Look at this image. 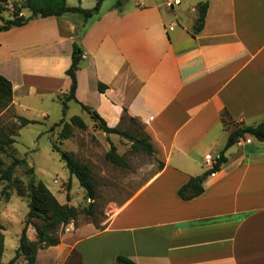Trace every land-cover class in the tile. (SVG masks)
Listing matches in <instances>:
<instances>
[{
	"label": "crops",
	"instance_id": "crops-1",
	"mask_svg": "<svg viewBox=\"0 0 264 264\" xmlns=\"http://www.w3.org/2000/svg\"><path fill=\"white\" fill-rule=\"evenodd\" d=\"M21 1L2 4L0 25L3 11L12 14L9 6ZM74 1L66 3L88 8ZM158 1L105 12L104 1L87 21L66 13L0 31V74L12 84L16 117L49 118L30 101L68 90L77 41L74 102L111 128L137 122L155 149L156 170L100 229L72 224L59 244L39 250L36 264L43 252L48 264H65L72 252L81 264H116L117 256L135 264H264V142L240 138L202 194L187 201L177 194L210 169L205 159L218 156L233 129L264 117V0H181L171 9ZM200 3L207 10L194 34Z\"/></svg>",
	"mask_w": 264,
	"mask_h": 264
},
{
	"label": "rangeland",
	"instance_id": "rangeland-1",
	"mask_svg": "<svg viewBox=\"0 0 264 264\" xmlns=\"http://www.w3.org/2000/svg\"><path fill=\"white\" fill-rule=\"evenodd\" d=\"M14 1L18 0H10L11 3ZM117 1L123 3V8H128L135 2H141V0H105L103 11H108L111 7L114 8ZM69 2L75 1L69 0ZM92 2L93 0L84 2L87 9L92 8L94 5ZM161 2L164 4V0ZM24 12L27 13L25 10ZM2 14L4 19L14 17L6 10ZM66 93L67 91L58 92L55 95L48 93L42 98L34 97L30 101L31 106L36 111L46 110L49 118L42 119L35 111L36 113L31 116L37 118L38 121L22 128H18L20 120L10 107L11 104L0 110V133L10 135L15 140L10 147H5V152L0 151V159L4 163V168L10 165L13 156L25 159L26 164L18 166L13 177L20 179L24 186H27L33 176L36 181H42L47 186L59 203L67 204L78 210L77 218L63 228V233H66V229L72 224L75 227L81 226L86 232L88 224L92 223V220L102 227L101 225L107 221L113 210L149 178L156 170L151 166L155 156L131 152V143L127 138L121 139L116 134L102 132L74 100L67 102V111L63 120L69 122L72 116H79L86 127L80 129L72 125L69 138L60 137L63 124L56 123L54 120L62 114L61 100ZM119 128L133 134L142 133L140 124L131 122L127 118ZM111 145L115 146L116 152L123 157L128 167H119L106 160L105 155ZM53 146L74 154L78 160L92 168L97 191L93 216L84 213L90 201L86 199L85 192L80 187L77 178L69 174L59 154L53 151ZM30 169L33 174L29 172ZM27 200L26 195L19 196L9 183L0 181V225L3 227V229L0 228V233L4 236V252L1 259L3 263H8L15 255L28 212ZM33 222L39 223L37 220ZM63 233L59 231V237ZM26 235L30 239L35 238L31 225L27 227ZM44 253L40 254V258L38 256V264H48L49 260ZM76 261L77 257H73L67 259L65 264H75ZM14 264H25V262L20 257Z\"/></svg>",
	"mask_w": 264,
	"mask_h": 264
},
{
	"label": "trees",
	"instance_id": "trees-1",
	"mask_svg": "<svg viewBox=\"0 0 264 264\" xmlns=\"http://www.w3.org/2000/svg\"><path fill=\"white\" fill-rule=\"evenodd\" d=\"M105 0H96L95 5L91 9H84L80 6L70 7L67 5L66 0H22L21 5H14L13 18L4 20L0 25V31L9 30L12 27H20L26 24L29 20L40 17L46 18L50 16H61L66 13L80 14L85 21L96 15L102 3ZM6 0H0V7ZM122 3L116 2L119 6ZM26 10L29 13L27 17H17L19 10ZM207 10V3H200L197 5V20L194 25L193 33L199 32L204 23ZM82 61V50L77 41L73 42L71 53V64L66 70L65 74L70 80V86L65 94V97L61 100L62 103V116L64 117L67 111V102L75 99L76 90V73L80 68ZM104 85H99V91H103ZM12 102V84L4 76L0 74V110L5 109ZM77 102V101H76ZM81 109L85 111L96 124V126L106 134H116L121 139L127 138L130 143V151L134 153H144L147 155H153L155 149L150 141L149 136L146 134H133L128 131H123L119 127H108L106 122L99 116V114L91 108L80 104ZM20 127L36 123V121L20 118ZM223 123L228 122V118L222 116ZM59 124H63L60 131V137L67 139L70 136V127L72 125L83 129L86 127L84 121L79 116H72L69 122H65L63 118L59 121ZM246 136L252 137L257 141L264 142V117L263 119L254 125H244L233 129L226 140V143L218 156L214 160V164L210 169L205 171L199 176H193L182 185L177 194L180 199L187 201L191 200L203 192V182L212 173L220 170V167L226 162L224 156L225 151L232 145L236 144L240 138ZM15 142L14 138L5 133H0V151L5 152V147H10ZM53 151L57 152L60 159L65 163L66 168L71 176H75L79 182L80 187L85 192V197L88 199V208L84 211L85 214L93 216L94 201L96 199L97 191L96 184L92 175V168L78 160L74 154L64 151L56 146H53ZM106 160L119 167H128L127 162L121 155L116 152L114 145L110 146V149L105 155ZM26 160L20 159L15 156L12 157V162L7 168H4V163L0 159V181H4L13 186L19 196H27L28 212L26 215L24 227L19 237L18 246L15 250V255L8 263L1 261L2 254L4 252V236L0 233V264H14L20 257L24 260L25 264H36V255L39 250H43L52 246H56L60 242L58 232L63 233V228L66 227L71 221H74L78 216V210L75 207L67 204H61L56 197L51 193L47 186L42 181H36L33 176L27 186H24L22 181L13 177V173L18 166L25 165ZM160 163L159 167H162ZM33 174L32 169L29 170ZM37 220L39 223H34ZM92 224L100 229L95 220H92ZM31 225L34 230V239L28 238L26 235L27 227ZM0 228L3 227L0 225ZM77 257L76 252H72L68 259ZM75 264H81L79 258ZM116 264H135L129 258L125 256H117Z\"/></svg>",
	"mask_w": 264,
	"mask_h": 264
},
{
	"label": "built area",
	"instance_id": "built-area-1",
	"mask_svg": "<svg viewBox=\"0 0 264 264\" xmlns=\"http://www.w3.org/2000/svg\"><path fill=\"white\" fill-rule=\"evenodd\" d=\"M180 2H181V0H164L165 7L170 8V9L173 8L176 5H179ZM9 10L13 14L14 13V5L13 6H9ZM17 17L18 18L23 17V14H22L21 11H18ZM214 160L215 159H213L212 157H208L207 159H205V163L211 165V167H212V165L215 163ZM212 175H214V173H212L211 176Z\"/></svg>",
	"mask_w": 264,
	"mask_h": 264
}]
</instances>
